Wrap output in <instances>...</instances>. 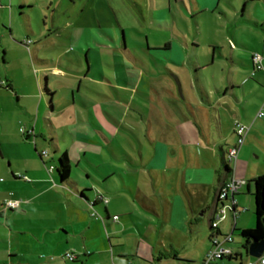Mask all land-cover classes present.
I'll return each mask as SVG.
<instances>
[{"label":"rangeland","instance_id":"rangeland-1","mask_svg":"<svg viewBox=\"0 0 264 264\" xmlns=\"http://www.w3.org/2000/svg\"><path fill=\"white\" fill-rule=\"evenodd\" d=\"M0 2V77L5 78L9 75L22 83L35 78L39 82L37 87L39 95L45 76H48V85L51 89H47L54 95L55 108L59 103L65 108L64 112H59L53 118L58 132L57 142L62 149L61 156L67 152L73 168L72 175L81 186L93 187V191L89 192V200L96 198L97 202H104L110 216L119 217L118 223L111 218L106 225L102 215L103 209L100 207L96 210L97 221L101 222L103 239H98V247L93 251V255L92 252L86 253L88 251L83 247L80 231L77 226H72L68 230L70 243L65 252L55 254L50 249L53 246L48 242L38 245V253L45 257L39 264H113L108 236L112 238L114 252L133 254L129 252L136 249L139 240L146 243L147 250L141 248L138 256L152 262L155 260L153 249L159 244L161 233L160 230L157 231L158 223L152 224L147 220L144 207L126 188L130 186L136 191L137 185H140L149 191L142 176V171H146L148 158L154 154V148L148 138L150 127L147 121H152L151 129L156 137L161 132L160 125L167 127L171 124L163 102L168 104L169 113L182 114L183 111H189L186 98L202 128L194 119L193 125L200 136L209 139L212 137L213 128L212 107H217L213 103L216 101L217 88L222 89L218 83L224 86L226 82L229 85L232 79L240 81L246 96L241 88L238 90L239 98L242 100L248 98L250 116L249 121L240 122L247 126L251 125V133L248 134L238 156L241 161L249 164L248 172L255 176L264 173V119H254L264 98V86H260L255 78L251 77L253 70L251 58L255 54L264 57V0L215 2L201 0L202 7L193 4L192 0H0ZM109 29L118 31L119 45H122L124 33L129 51L145 62L148 59L144 54L147 44L163 46L167 41L178 44L180 47L178 51L183 58L182 65L168 62L163 67L152 62V66L147 69L134 66L136 74L149 77L150 82L158 90L147 86L151 98L144 96L127 83H130L134 74H125L126 65L133 63L130 62L127 53L121 47L117 48V52L107 47L106 44L113 43L109 37ZM88 46L92 47L88 53L91 62L90 75L97 76L98 79L86 82L84 80L80 85V80L76 79L72 72L67 71V67L72 66V62L67 60L68 53L78 54L86 67L85 51L83 52L81 48L86 50ZM2 53H5L4 60ZM114 53L119 55L115 56ZM35 56L44 62H35ZM122 63H125V66L121 65ZM53 69H59L63 74L53 73ZM173 73L179 76L180 84L173 77ZM124 74L128 78H125ZM117 75H119L117 81L124 86L120 85L116 91L109 79L114 81ZM197 78L204 80L203 84L212 94L210 99L202 94L196 82ZM71 87L75 95L77 88H81L82 101L78 100L77 96L72 104ZM21 100L22 102H18L16 96L10 93L0 96V107L3 111L0 113L3 114L0 119V135L4 129L1 127L2 119L6 120L5 126L12 125L14 129H19L23 124L28 126L32 122L37 133L31 141L37 138L38 149L46 150L49 139L45 142L39 135L37 118L40 109L37 99L22 95ZM95 101H98L97 106H94ZM75 109L82 114L80 121L76 122L72 116ZM97 112L113 125V130L107 134V138L92 124V114ZM223 113L222 135L225 137L219 138L218 141L222 147L227 148L234 139L232 129L235 121L234 123L230 121L228 111L224 110ZM41 120L42 126L44 119ZM182 120H186L185 116ZM74 130L78 132L72 137L69 132ZM42 131V135L49 138L46 128ZM206 139L203 140L205 145ZM52 147L50 146V155L44 156L47 163L52 160ZM225 159L228 161L227 154ZM58 160L59 157L56 156L53 163L56 164ZM228 164L232 168L235 166L234 162ZM0 165L6 172L7 161ZM106 172L113 176L106 178L103 175ZM8 178H11L10 173ZM6 185L7 183L0 179V188ZM243 193L246 195L245 187ZM244 198L250 200L242 204L244 218L250 214L248 217H253L255 226L254 198L248 195ZM88 205L90 209L91 204ZM246 209L248 211H245ZM229 213L230 211L227 213L228 219L225 224L230 232L232 219ZM87 214L90 219H95L90 216V212ZM148 226L154 232L157 231L152 242L142 235ZM233 237L236 240L235 244L243 242L238 231ZM11 242L9 246L17 250L19 245L14 240ZM21 246L34 247L35 243ZM200 247V244L197 245L198 256L200 255L197 263L201 264L204 262V255ZM68 252L78 255V261L66 259L65 254ZM249 260L254 258L244 254L243 263L247 264ZM228 261L226 258L217 264ZM118 262L119 260L116 263ZM239 262L234 261L238 264Z\"/></svg>","mask_w":264,"mask_h":264},{"label":"crops","instance_id":"crops-1","mask_svg":"<svg viewBox=\"0 0 264 264\" xmlns=\"http://www.w3.org/2000/svg\"><path fill=\"white\" fill-rule=\"evenodd\" d=\"M192 1L193 4L198 6L201 3V0ZM212 1L215 2L216 0ZM200 6L202 7V5ZM109 30V37L112 38L113 43H103V45L106 44L108 48L115 50V52H117V48L121 47L122 50L127 53L131 59L130 62L134 63H132L133 66L126 65L125 74L127 73L129 75V73H134L132 75L133 79L130 80V83H127L144 96L151 98V94L146 89L147 86H151L156 91L158 90L153 83L150 82L149 77L141 76L140 73L137 75L133 69L134 66H142L147 69L152 66V62L163 67L166 65L165 63L168 62L178 66L182 65L183 58H181L182 54L178 51L180 49L178 44L175 45L167 41L166 43L170 44L168 50H158L152 54L147 52L146 48L164 47L166 43L163 46H150L147 44L144 54H146L148 59L147 62H145L142 58L139 57L140 59H138L129 51L123 32L122 45H119L118 31L113 29ZM91 49V46H88L86 50L81 48L83 52L85 51L86 67L84 66V61L80 59L78 54L68 53L67 60L72 62V66H68L67 71L72 72L76 76L75 78L80 80V85L84 80L86 82L98 79L97 76L90 75L91 62L88 53ZM114 54L115 56L119 55L116 53ZM2 58L3 60L6 59L5 53H2ZM34 58L35 62H44L36 56ZM121 65L125 66V63ZM251 67L253 68L252 58ZM52 71L56 74H63L59 69H53ZM169 72L171 71L169 70ZM81 75H83V78H81ZM173 77L178 84H180L179 76L174 74ZM251 77L255 78L260 86H264V70L257 72L254 77ZM125 78L128 77L125 76ZM0 79L6 81L5 84L0 85V96H2V94H14L18 102H22V95L27 98H33L34 100L37 99L40 109L38 112V115L40 114L39 117L37 118L36 115L39 135L44 138L45 142L49 139V143L47 144L48 148L43 150L46 151L47 154L42 155L43 151L41 150V152L38 149L37 138L34 139L33 142L31 141L32 138L36 137L34 135L37 133L36 127H34L32 122H30L28 126L23 124L19 129H14L12 125L11 127L5 126L6 120H1V127L4 129H2L3 133L0 135V164L6 163L7 161V167L6 172L0 167V175H3L0 179L3 180L4 183L6 182L7 185L6 187L4 186V188H0V264H39L42 262V258L45 257L40 256L38 253L39 248L37 247L47 242L53 246L50 249L55 254L65 252L70 243L68 230L72 226H77L80 231L83 238V247L88 251L86 253L91 254L92 252L91 255H93V251L98 247V239H103L102 228L100 227L101 222L97 221L98 218L93 215V211H96L100 207L103 209L102 215L106 225L109 219H113V216H110L104 202L99 203L96 198H94V200H89V192L93 191V187L90 186V188H85L86 186H81L80 182L72 175V166L69 180L61 182L57 171L59 160L56 164L53 163L55 157L57 156L60 158L62 154V149L57 142L59 138L53 118L55 115L59 114V112H64L65 108H62V105L59 103L56 107L58 111H56L57 109L53 101L54 95L47 89L50 88L48 85V76H45L44 83L40 87L41 92L39 95L37 94L39 82L35 78L34 80H25L23 83L17 81L15 78H11L9 75L5 78L0 77ZM118 79L119 75H117L114 81L109 79L110 84L116 91L120 88V85L124 86L123 84H119L117 81ZM203 81L204 80L201 78H197L196 80L202 94L210 99L212 94L208 91L207 86L203 84ZM218 85L222 87V89L217 88L216 101L213 103V105L217 107H212L214 110H212L213 128L211 138L206 139L205 136H200L198 133L192 120L194 119L195 123L202 128L201 123L186 98L185 101L189 111H183L182 114L169 113L168 104L163 102L171 124L167 127L160 125L159 130L161 132H159V136L156 137V135L153 134L154 131L151 129L153 126L152 121H147L150 127L148 138L154 148V154L148 158L146 162V171H142V176L146 183L145 186H148L149 191L152 192L150 193L145 187H141L140 185H137L136 191H133L130 186H127L126 189L134 194L137 202L142 204L147 213V215H145L147 220L152 224L158 223L157 231L159 232L160 230L161 232L160 241L153 249V257L155 260L152 262L138 256L141 248L144 251L147 250L146 243L137 240L136 249L133 252H129L133 254L127 255V252H114L115 246L112 245V238L108 236L107 241L112 251L113 264H128L130 261L134 264H200V262L197 263L200 259L197 245L200 244L201 251L205 258L207 251L212 247L211 235L215 232L211 228L210 221L216 207L217 192L219 187L233 176L246 181L243 188L235 195V199L237 200L236 210L239 214L234 224L233 214L230 212V219H232L230 232L225 224L228 215L226 219L220 223V231L223 234H230L234 226L240 230L254 227L253 217H248L250 214H247V217L244 218V211H242L244 207H242V204L250 202V200L244 198V196L248 195L254 198V188L248 181L255 175L252 174V172H248L249 164L245 161H241L239 156L234 168L229 165L231 168L230 172L226 173L223 165V158H226L228 149L234 146L237 141L235 126L232 129L234 139L229 147H222L218 141L219 138L225 137L222 135L223 111H228L230 121H233V123L235 120L249 121V100L246 97L243 100L239 98V89L242 88L245 96L246 94L244 87H241L240 81L236 79L230 80L229 85L227 82L224 86L220 82ZM70 89L72 104L76 101L77 96L78 100L80 99L82 101L83 96L81 95V88H77L76 95L74 94L73 87ZM98 95L102 96L101 94ZM105 97L111 99L108 95ZM119 99L124 100L120 97ZM93 103L94 106L98 105V101ZM263 104L264 98L260 103L259 110ZM222 108H224V110H222ZM0 113H3L1 107ZM2 115H0V119ZM72 116L74 122H76L80 121L82 114L78 109H75L72 111ZM92 116L93 126L107 138V134H110L111 130H113V125H110L99 112L92 114ZM183 116H185L186 120H182ZM257 118L259 117H257L256 114L254 119ZM41 119H44V125L42 126ZM254 119L252 120L253 122ZM261 119H264V117ZM249 127L250 129L246 135L245 141L247 140L248 134L251 133V125ZM43 128H46L49 138L47 135H42ZM77 132L78 130H74L69 133L74 137ZM204 139L207 141L206 145L204 144ZM63 140L66 141L65 138H63ZM211 142H213V144ZM50 146H53V156L51 158L52 160H49L48 165L44 156L50 155ZM240 151L242 152V147ZM51 165L55 167L52 171L49 170V166ZM9 173L11 178H8ZM4 174L6 176H4ZM18 174L29 176L31 181L19 177ZM87 175V177L90 176L89 173ZM103 175L106 176V178L113 176V174L110 175L107 172L103 173ZM53 184L55 186H53ZM244 187L246 188V195L243 193ZM97 193L100 194L99 192ZM118 193L121 194L122 192ZM120 198L124 197L120 196ZM7 199L21 200L19 208H6L4 203ZM91 202H94V204L96 203V205L88 209V203ZM87 210L90 212V216L95 219L92 220L89 218ZM245 211H248V209ZM118 220L114 221L118 223ZM156 232L148 226L146 232L142 235L152 242L154 241ZM13 240L19 245L17 250L9 246V243ZM198 240L200 241L199 244ZM235 241L234 239L229 245L233 248L236 256L227 258L229 261L226 263L221 262V264H238L234 263L235 260H239V264H244L242 258L246 252L244 248H241L243 242L239 241L235 244ZM6 243L8 246H6ZM30 243H35V246H28L29 248H22L21 246ZM7 247L11 248L7 249ZM117 260H119L118 263H116ZM74 261H78V258ZM219 261L210 264H217ZM201 264H203V262H201Z\"/></svg>","mask_w":264,"mask_h":264},{"label":"built area","instance_id":"built-area-1","mask_svg":"<svg viewBox=\"0 0 264 264\" xmlns=\"http://www.w3.org/2000/svg\"><path fill=\"white\" fill-rule=\"evenodd\" d=\"M1 3V2H0ZM253 70L251 76H255L257 72L264 70V57L260 54H255L253 57ZM6 81L0 79V85L5 84ZM257 117H264V104L257 113ZM235 133L237 135L236 144L230 147L227 151V159L229 162L237 163L238 155L241 147L243 146L246 135L250 129L249 126L242 124L240 121L235 120ZM47 152L43 151L42 155H46ZM54 165L49 166V170H54ZM19 177L24 178L25 180L31 181V178L24 174H18ZM246 181L244 179L236 178L233 176L228 181L224 182L217 192L216 207L213 213L212 219L210 221L211 228L215 231L211 235L212 247L209 249L205 255L203 264H210L215 261L223 260L226 258L235 257V252L233 248L229 245L234 239L232 233L223 234L220 231L219 225L227 217L228 211L233 214L234 224L236 218L238 217L239 212L236 210L235 195L243 188ZM21 200L19 199H7L4 203L6 208H19ZM91 207H93L94 202H91ZM93 215L97 216V212L94 210ZM118 216H113L114 220H118ZM65 258L74 261L78 258L73 252H68L65 254ZM254 260H249L247 264H264V252L260 257H253ZM128 264H134L130 261Z\"/></svg>","mask_w":264,"mask_h":264},{"label":"trees","instance_id":"trees-1","mask_svg":"<svg viewBox=\"0 0 264 264\" xmlns=\"http://www.w3.org/2000/svg\"><path fill=\"white\" fill-rule=\"evenodd\" d=\"M169 45V43H166L164 47H149L146 48V50L147 52L152 54L153 52H156L158 50H168ZM228 163L229 162L225 158H223V165L226 173L231 171ZM57 171L60 176L61 182H66L69 180L71 174V164L67 153H64V155L59 158ZM248 183L252 184L254 188V214L256 218V224L253 228H246L242 230L237 229L234 226L232 231L233 235L236 231H238L239 235L243 239L242 245L244 249L249 246L253 239L264 238V173L254 176L248 181ZM94 205H96V203Z\"/></svg>","mask_w":264,"mask_h":264},{"label":"water","instance_id":"water-1","mask_svg":"<svg viewBox=\"0 0 264 264\" xmlns=\"http://www.w3.org/2000/svg\"><path fill=\"white\" fill-rule=\"evenodd\" d=\"M245 252L252 257H260L264 252V238L253 239Z\"/></svg>","mask_w":264,"mask_h":264}]
</instances>
